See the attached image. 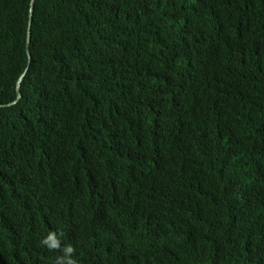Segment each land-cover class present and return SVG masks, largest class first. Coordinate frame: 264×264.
<instances>
[{"label": "trees", "instance_id": "trees-1", "mask_svg": "<svg viewBox=\"0 0 264 264\" xmlns=\"http://www.w3.org/2000/svg\"><path fill=\"white\" fill-rule=\"evenodd\" d=\"M0 264H264V0H0Z\"/></svg>", "mask_w": 264, "mask_h": 264}, {"label": "clouds", "instance_id": "clouds-1", "mask_svg": "<svg viewBox=\"0 0 264 264\" xmlns=\"http://www.w3.org/2000/svg\"><path fill=\"white\" fill-rule=\"evenodd\" d=\"M130 76L135 80L133 72H129ZM83 150L75 152V154L80 153ZM81 162V169L79 173V180L85 181L89 184L90 189L87 192L91 194H99V205L101 207H106L111 203L113 199L108 193L111 189L119 190V188L124 185V177L112 170L107 165L104 166L98 175H94L92 171V161L94 157H91L89 152H84L77 157Z\"/></svg>", "mask_w": 264, "mask_h": 264}, {"label": "water", "instance_id": "water-1", "mask_svg": "<svg viewBox=\"0 0 264 264\" xmlns=\"http://www.w3.org/2000/svg\"><path fill=\"white\" fill-rule=\"evenodd\" d=\"M34 3H35V0H33V5H34ZM33 11H34V9H33ZM30 36H31V31H30ZM30 42H31V37H30V39H29V45H28V50H29V54H30V61H31V59H32V54H31V52H30ZM27 72V71H26ZM25 72V73H26ZM26 75V74H25ZM24 75V76H25ZM22 81H23V78H21V80H20V82H19V86H18V93H19V97H18V99H17V101L16 102H18L20 99H21V97H22V91H21V87H22Z\"/></svg>", "mask_w": 264, "mask_h": 264}, {"label": "rangeland", "instance_id": "rangeland-1", "mask_svg": "<svg viewBox=\"0 0 264 264\" xmlns=\"http://www.w3.org/2000/svg\"><path fill=\"white\" fill-rule=\"evenodd\" d=\"M78 151H80V150L76 149V152H78Z\"/></svg>", "mask_w": 264, "mask_h": 264}]
</instances>
